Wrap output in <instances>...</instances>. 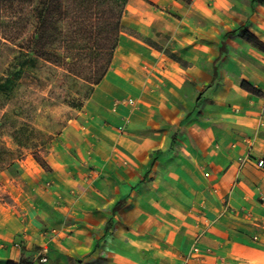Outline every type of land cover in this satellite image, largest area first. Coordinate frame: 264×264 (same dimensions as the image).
<instances>
[{
	"label": "crops",
	"instance_id": "obj_1",
	"mask_svg": "<svg viewBox=\"0 0 264 264\" xmlns=\"http://www.w3.org/2000/svg\"><path fill=\"white\" fill-rule=\"evenodd\" d=\"M108 68L0 264L261 259L264 0H129Z\"/></svg>",
	"mask_w": 264,
	"mask_h": 264
},
{
	"label": "rangeland",
	"instance_id": "obj_2",
	"mask_svg": "<svg viewBox=\"0 0 264 264\" xmlns=\"http://www.w3.org/2000/svg\"><path fill=\"white\" fill-rule=\"evenodd\" d=\"M32 9L0 0V213L24 222V204L42 183L37 170H50V161L66 156L63 146L74 138L71 130L86 123L87 101L108 61L84 41L72 49L61 46L57 59H41L19 74L13 64L33 35ZM242 264H264V256Z\"/></svg>",
	"mask_w": 264,
	"mask_h": 264
},
{
	"label": "trees",
	"instance_id": "obj_3",
	"mask_svg": "<svg viewBox=\"0 0 264 264\" xmlns=\"http://www.w3.org/2000/svg\"><path fill=\"white\" fill-rule=\"evenodd\" d=\"M25 10L33 6L35 28L31 39L22 45L13 67L19 74L30 71L41 59H57L61 46L69 49L86 41L97 47L104 59L103 73L108 71L114 50L119 43L122 20L129 0H12ZM15 73H12L14 75ZM245 86H249L246 82Z\"/></svg>",
	"mask_w": 264,
	"mask_h": 264
},
{
	"label": "built area",
	"instance_id": "obj_4",
	"mask_svg": "<svg viewBox=\"0 0 264 264\" xmlns=\"http://www.w3.org/2000/svg\"><path fill=\"white\" fill-rule=\"evenodd\" d=\"M263 164H264V161H262V160H260L259 163H258L259 166H263ZM47 249H48V248L45 247V248L43 249V252H44V253L47 252Z\"/></svg>",
	"mask_w": 264,
	"mask_h": 264
}]
</instances>
